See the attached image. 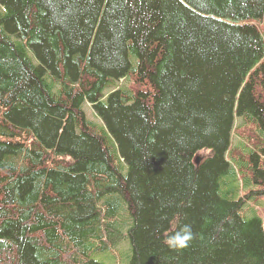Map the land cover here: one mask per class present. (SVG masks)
<instances>
[{
    "label": "trees",
    "instance_id": "obj_1",
    "mask_svg": "<svg viewBox=\"0 0 264 264\" xmlns=\"http://www.w3.org/2000/svg\"><path fill=\"white\" fill-rule=\"evenodd\" d=\"M259 21L264 0H0V264H264L241 193L264 195Z\"/></svg>",
    "mask_w": 264,
    "mask_h": 264
},
{
    "label": "rangeland",
    "instance_id": "obj_2",
    "mask_svg": "<svg viewBox=\"0 0 264 264\" xmlns=\"http://www.w3.org/2000/svg\"><path fill=\"white\" fill-rule=\"evenodd\" d=\"M264 22L263 21H259L258 26L259 29L264 37V27H263ZM129 81L125 80V81H121L120 82V86L123 84L128 83ZM85 109L87 112V115L89 118H91L92 120L96 121V122H103V120L97 115V113L95 112V110L93 109V106L86 102L85 103ZM236 123H238V119L236 120ZM233 140V144L234 145H245V142L240 138V136L237 135H233L232 137ZM201 157V155H199ZM241 173H239L240 176ZM240 183L242 184V178H240ZM261 186L257 183H251L249 184L246 188H242L241 193L247 195L246 199H247V205L245 206V211L251 215L255 212V214H258L261 216L263 222H264V195L263 196H259L258 194H256L255 190L259 189ZM222 190L225 192L227 190V187L223 186ZM126 241L129 244V240L126 239ZM128 244L126 242H123L122 244V251L126 252L128 250ZM95 258L101 262H104L105 264H120V261H117L110 255V254H97L95 256ZM123 262V260H122Z\"/></svg>",
    "mask_w": 264,
    "mask_h": 264
},
{
    "label": "clouds",
    "instance_id": "obj_3",
    "mask_svg": "<svg viewBox=\"0 0 264 264\" xmlns=\"http://www.w3.org/2000/svg\"><path fill=\"white\" fill-rule=\"evenodd\" d=\"M193 238L191 226L188 224L178 225L176 230L168 235L165 243L172 249H183L188 246Z\"/></svg>",
    "mask_w": 264,
    "mask_h": 264
},
{
    "label": "water",
    "instance_id": "obj_4",
    "mask_svg": "<svg viewBox=\"0 0 264 264\" xmlns=\"http://www.w3.org/2000/svg\"><path fill=\"white\" fill-rule=\"evenodd\" d=\"M200 161H201V158H200V156H198L197 157V163H200Z\"/></svg>",
    "mask_w": 264,
    "mask_h": 264
}]
</instances>
